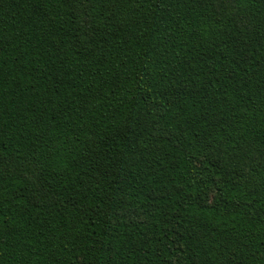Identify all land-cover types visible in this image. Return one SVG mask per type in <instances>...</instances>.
Returning <instances> with one entry per match:
<instances>
[{
    "label": "trees",
    "instance_id": "1",
    "mask_svg": "<svg viewBox=\"0 0 264 264\" xmlns=\"http://www.w3.org/2000/svg\"><path fill=\"white\" fill-rule=\"evenodd\" d=\"M0 264H264V0H0Z\"/></svg>",
    "mask_w": 264,
    "mask_h": 264
}]
</instances>
